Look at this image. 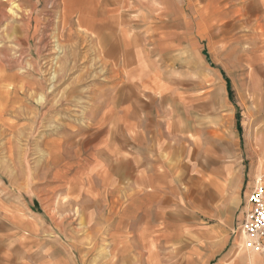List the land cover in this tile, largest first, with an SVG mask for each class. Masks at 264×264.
Instances as JSON below:
<instances>
[{"label": "rangeland", "instance_id": "1", "mask_svg": "<svg viewBox=\"0 0 264 264\" xmlns=\"http://www.w3.org/2000/svg\"><path fill=\"white\" fill-rule=\"evenodd\" d=\"M76 1L65 17L62 0H0V196L25 199L52 234L43 238L56 239L60 259L69 254L75 264L124 259L126 264H228L250 253L241 249L236 231L244 191L214 214L209 205L195 209L180 202L177 194L152 193L147 203L144 185L178 181L194 167L206 171L226 164L249 179L253 157L244 136H253L255 124L244 114L253 102L263 100L264 106V43L242 44L232 28L222 26L214 31L215 52L205 42L201 54L180 47L169 53L157 36L163 29L149 30L155 36L145 42L153 47L152 56H159L163 82L203 89L200 111L193 109L198 132L188 139L132 141L117 122L120 109L113 103L120 95L116 90L133 83L129 71L135 65L109 57L116 39L120 42L109 29H102L101 37L83 28L84 10L93 5L97 14L99 2ZM128 3L121 11L123 26L137 25L141 7L137 0ZM151 18L173 21L178 14L157 11ZM128 30L136 39L139 29ZM243 49L263 59L252 65L243 59ZM212 56L219 69L212 68ZM198 67L204 76L196 74ZM256 178L263 182L261 174ZM214 225L221 232L208 237L205 229ZM116 234L131 250L113 259Z\"/></svg>", "mask_w": 264, "mask_h": 264}, {"label": "crops", "instance_id": "2", "mask_svg": "<svg viewBox=\"0 0 264 264\" xmlns=\"http://www.w3.org/2000/svg\"><path fill=\"white\" fill-rule=\"evenodd\" d=\"M94 1L99 2L97 7L99 12L95 15L91 12L93 5L90 9L86 8L82 16L83 28L97 30L101 37L102 29H109L111 34L120 39L119 43L116 39L113 46L114 54H110L109 57L120 61L126 60L132 62L131 65H135V68L132 67L129 71L133 83L124 84L118 88L116 92L120 95L113 103V107L120 109L117 111V122L124 126L126 137L132 141H138L141 138L152 141L188 139L190 134L196 136L198 132L196 127H192V124H196L194 122L196 114L193 109L198 108L200 111L203 89L200 86L163 82V72L161 67H157L156 61L159 56L154 58L153 47L148 45V38L153 39L155 36L149 30L163 29L157 36L160 41H165V48L169 53L180 47L181 50H194L201 54V45L205 42L207 45L210 44L211 51L215 52L214 31L222 26L232 28L235 31L236 40L242 44L248 41L264 43V0H137L136 4L141 7L137 12L142 20L138 21L137 25L125 24V26H123L121 11L125 5L129 6V0H113L104 5L101 0H92ZM76 2V0H62L63 6L60 11L65 17L70 14ZM157 11H162L166 17H169L171 12H177L178 18L173 21L164 18L160 22H155L151 16ZM130 27L139 29L134 33L136 39L130 37L133 35L128 30ZM145 29L147 32L144 31ZM243 51L247 50L243 49ZM249 51L243 55L246 62L249 61L254 65L255 62L263 59L262 54L257 56L253 49ZM211 62L213 69L220 68L216 65L218 60L214 56L211 57ZM194 69L196 74L204 76L205 69L200 67ZM188 72L191 70L188 69ZM262 72L264 75L263 69ZM216 74L215 71L211 75ZM229 85L231 88L230 81ZM227 89L229 90L228 83ZM261 90L264 91V88ZM126 91L131 92V96H126ZM254 104L253 102L250 106L252 110H247L244 114L246 122L255 124L253 136L251 133L247 137L244 136L246 150L248 149L253 157L250 159L251 169L248 180L240 178L239 171L232 164L215 165L206 171L194 167V172L187 171L184 178L178 181L160 179L154 183L153 181L146 183L144 187L148 191L147 203L151 201L152 193L153 196H156V193L157 196L161 194L162 196L173 195V197L177 194L180 202L187 201L190 207L195 209L209 205L208 208L215 214L219 213L220 204H227L234 196H241L244 191V201L241 200L237 207V210L241 209L238 219L242 218L250 206L247 197L254 185L256 175L261 174L264 182L263 100L257 101V105ZM232 107L234 109V105ZM153 149L156 148L153 147ZM155 169L162 175L168 174L163 167ZM235 177L239 178L237 183L231 181ZM183 184L186 185L185 190ZM228 195H231L230 198H227ZM13 200L7 196H0V264H75L69 254L66 261L63 258L60 259L56 239L52 240V243L49 238H43L52 234L30 213L27 201L21 197H15ZM220 232L221 228L214 225L206 228L204 233L213 238ZM123 239L122 235H115L111 254L113 259L118 254L130 252V243L126 240L124 247ZM249 252L241 257L236 256L228 264H264L263 254ZM114 261L108 260V264H113ZM125 261L124 259L122 264H126Z\"/></svg>", "mask_w": 264, "mask_h": 264}, {"label": "built area", "instance_id": "3", "mask_svg": "<svg viewBox=\"0 0 264 264\" xmlns=\"http://www.w3.org/2000/svg\"><path fill=\"white\" fill-rule=\"evenodd\" d=\"M249 208L238 219L236 231L241 249L264 255V183L255 179L248 194Z\"/></svg>", "mask_w": 264, "mask_h": 264}, {"label": "bare ground", "instance_id": "4", "mask_svg": "<svg viewBox=\"0 0 264 264\" xmlns=\"http://www.w3.org/2000/svg\"><path fill=\"white\" fill-rule=\"evenodd\" d=\"M76 5V4H75ZM72 9V8H71ZM51 19V18H50ZM55 24V23H54ZM13 28V27H12ZM12 31V30H11ZM19 40V39H18ZM51 54V53H50ZM104 66V65H103ZM54 75H55V73H54ZM55 78V77H54ZM78 82V81H77ZM51 87H52V85H51ZM38 88V87H37ZM51 89V88H50ZM34 90V89H33ZM31 92V91H30ZM6 98H7V96H6ZM69 102V101H68ZM10 124H12V123H10ZM14 217V216H13Z\"/></svg>", "mask_w": 264, "mask_h": 264}, {"label": "trees", "instance_id": "5", "mask_svg": "<svg viewBox=\"0 0 264 264\" xmlns=\"http://www.w3.org/2000/svg\"><path fill=\"white\" fill-rule=\"evenodd\" d=\"M228 88H229V90H230V93H231V88H230L229 82H228Z\"/></svg>", "mask_w": 264, "mask_h": 264}]
</instances>
